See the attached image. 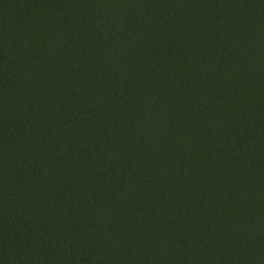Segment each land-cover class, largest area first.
Wrapping results in <instances>:
<instances>
[{"label": "trees", "instance_id": "16d2710c", "mask_svg": "<svg viewBox=\"0 0 264 264\" xmlns=\"http://www.w3.org/2000/svg\"><path fill=\"white\" fill-rule=\"evenodd\" d=\"M0 264H264V0H0Z\"/></svg>", "mask_w": 264, "mask_h": 264}]
</instances>
